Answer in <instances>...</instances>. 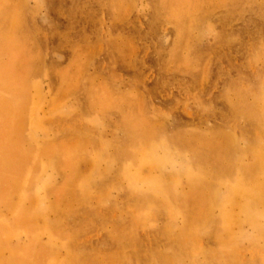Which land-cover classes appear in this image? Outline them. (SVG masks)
<instances>
[{"label":"rangeland","instance_id":"obj_1","mask_svg":"<svg viewBox=\"0 0 264 264\" xmlns=\"http://www.w3.org/2000/svg\"><path fill=\"white\" fill-rule=\"evenodd\" d=\"M0 264H264V0H0Z\"/></svg>","mask_w":264,"mask_h":264}]
</instances>
